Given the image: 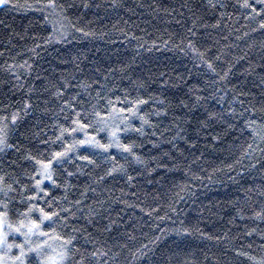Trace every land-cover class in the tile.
<instances>
[{
	"label": "trees",
	"instance_id": "16d2710c",
	"mask_svg": "<svg viewBox=\"0 0 264 264\" xmlns=\"http://www.w3.org/2000/svg\"><path fill=\"white\" fill-rule=\"evenodd\" d=\"M247 3L0 6V211L58 213L9 231L24 264H264V2Z\"/></svg>",
	"mask_w": 264,
	"mask_h": 264
},
{
	"label": "snow or ice",
	"instance_id": "6c2138e0",
	"mask_svg": "<svg viewBox=\"0 0 264 264\" xmlns=\"http://www.w3.org/2000/svg\"><path fill=\"white\" fill-rule=\"evenodd\" d=\"M8 0H0V6H3L7 4ZM260 2H264V0H260ZM245 7H249L247 0H245V4L243 5ZM15 119V117L13 118ZM0 143H3V141H0ZM81 143H84L81 141ZM127 149V146H125ZM62 153H56L53 159H56L58 157H61ZM51 165V161L48 162V164H45L44 167V176L46 179L51 180L52 177L50 174H48L49 167ZM41 180L36 181V186L39 187L41 184ZM30 199H34L30 198ZM5 208H7V205H4ZM38 210L40 213V223L43 221H52L54 216H57L58 213L52 212V211H45L44 208H38L34 209L32 207H29L25 213H22V215L27 216L28 214L32 213L33 211ZM40 223H37L36 220H31L29 224H25L23 220L19 222V226H13L12 224L8 223V212L7 211H0V246H3L7 248L9 251L13 248L16 247L19 249V255L15 257V260L19 262V264H24V259L23 257L25 256V250H24V245L23 244H17V245H11L7 243L8 239V234L9 231L19 233L20 235L27 236L29 233H33L34 231H39L40 229ZM27 229V232L22 231V229ZM7 229V230H6ZM40 235H47L44 232H40ZM29 251H35L34 249H29ZM0 264H5L3 256H0Z\"/></svg>",
	"mask_w": 264,
	"mask_h": 264
},
{
	"label": "rangeland",
	"instance_id": "374dc122",
	"mask_svg": "<svg viewBox=\"0 0 264 264\" xmlns=\"http://www.w3.org/2000/svg\"><path fill=\"white\" fill-rule=\"evenodd\" d=\"M43 175L44 177V168H42V173H41V176ZM3 246H0V252L2 250ZM2 253V252H1ZM59 254H61L59 256ZM59 254L57 255V258H55L53 261H52V264H61V258L63 257L62 256V252L59 251Z\"/></svg>",
	"mask_w": 264,
	"mask_h": 264
}]
</instances>
